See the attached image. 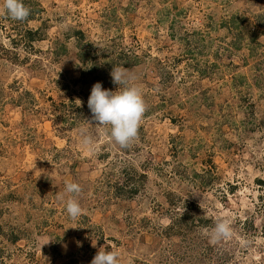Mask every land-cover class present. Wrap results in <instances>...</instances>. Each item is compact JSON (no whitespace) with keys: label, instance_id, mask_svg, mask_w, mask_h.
<instances>
[{"label":"rangeland","instance_id":"1","mask_svg":"<svg viewBox=\"0 0 264 264\" xmlns=\"http://www.w3.org/2000/svg\"><path fill=\"white\" fill-rule=\"evenodd\" d=\"M32 1L0 0V264H264V0ZM113 67L146 104L127 148L88 108Z\"/></svg>","mask_w":264,"mask_h":264},{"label":"clouds","instance_id":"2","mask_svg":"<svg viewBox=\"0 0 264 264\" xmlns=\"http://www.w3.org/2000/svg\"><path fill=\"white\" fill-rule=\"evenodd\" d=\"M2 7L13 20L23 21L30 15V9L23 0H3ZM112 82L118 85L117 90L105 89L102 82L93 85L88 99V108L92 119L100 127L110 126V137L121 148H127L137 138L138 129L146 111V104L140 86L133 84L135 79L126 69L114 68L111 72ZM83 143L92 144V138L84 135ZM67 193L78 194L81 188L76 183H66ZM66 212L75 220L83 214V209L75 198L66 202ZM229 226L224 221H218L214 229V238L227 237ZM119 253L115 250L101 251L95 255L91 264H119Z\"/></svg>","mask_w":264,"mask_h":264},{"label":"trees","instance_id":"3","mask_svg":"<svg viewBox=\"0 0 264 264\" xmlns=\"http://www.w3.org/2000/svg\"><path fill=\"white\" fill-rule=\"evenodd\" d=\"M23 3L25 4V6H27L29 9H30V15L25 19V20H23V21H20V23H22V24H24V26L25 25H27L30 21H34V19L36 18V15L37 14H39V13H41V9L40 8H38V4L36 3V2H33L32 0H23ZM23 32V35L21 36V39H23L25 42H30V43H32V42H35L36 41V36H37V31H32V30H29L28 28H24V29H22V30H20V32ZM115 63H116V61L115 60H113ZM112 64V63H111ZM113 66H114V63H113ZM114 68H116V67H114ZM102 76V75H101ZM101 76H99L98 78H97V80H100V79H102L103 77H101ZM77 113H80L81 115H83V111H82V109H77V111H76ZM207 174H209L210 176H212L213 178H215L216 176H217V174H214V176L212 175V172L211 171H209V173L207 172ZM179 175H181L182 176V173L181 174H179ZM199 175H197V177H198ZM183 177V176H182ZM136 191V190H135ZM191 198H193V200L191 199ZM199 197H194V196H186V198H184V202H185V206L187 207V209H189V207L191 206V207H193V208H195L196 210L198 209V207L196 206V205H198L199 204ZM190 200H191V202H190ZM173 204L171 205V206H173V207H175V206H177V204H175L176 203V201L174 200L173 202H172ZM193 204V205H192ZM190 205V206H189ZM181 216H185L184 217V219H183V221L185 220V219H187V221H191V222H194L195 223V221H194V219L192 220V216L191 215H188V214H184V215H181ZM199 220L200 221H203L204 220V218L203 217H201L200 216V218H199ZM179 225H176L179 229H180V231L181 232H179V233H183V234H181V235H185V234H188L189 233V231H192V228H195V226H192V228H190V226H189V223H183V222H181L180 220H179V223H178ZM193 225H195V224H193ZM177 227H175V228H173L172 230L174 231V229H176Z\"/></svg>","mask_w":264,"mask_h":264}]
</instances>
